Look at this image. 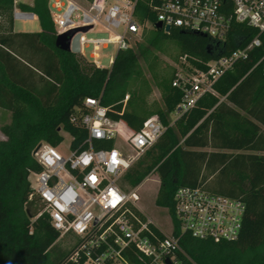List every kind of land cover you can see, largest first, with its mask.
I'll return each mask as SVG.
<instances>
[{
	"label": "trees",
	"instance_id": "16d2710c",
	"mask_svg": "<svg viewBox=\"0 0 264 264\" xmlns=\"http://www.w3.org/2000/svg\"><path fill=\"white\" fill-rule=\"evenodd\" d=\"M14 7L35 14L38 32H13ZM136 14L150 22L142 42L116 51L109 67H97L79 53L55 45V29L48 0L31 4L0 0V109L11 114L0 127V264H77L69 249L56 246L59 233L46 214L35 217V201H28L30 171L40 169L31 152L41 141L56 145L57 129L77 134L69 122L74 107L85 97L98 99L129 136L150 116L157 115L163 133L126 171L121 187L128 191L151 173L159 179L154 203L174 222L173 234L181 264H264V69H251L256 57L236 63L185 111H178L181 92L170 79L158 87L164 109L147 111L134 96L123 99L147 64L170 40L193 68H204L211 57L236 46L235 36L257 34L245 24L232 23V32L220 46L199 33L171 27L156 29L146 0H138ZM234 32V33H233ZM257 56L264 53V32ZM210 48V53L206 52ZM176 113L174 126L169 114ZM77 136V135H76ZM181 140V143H180ZM226 150L237 152H226ZM200 187L210 193L241 200L245 205L236 239L213 241L181 232L175 222L173 194L177 187ZM35 217V218H34ZM64 236V237H66ZM128 264H148L131 247ZM34 263V264H35Z\"/></svg>",
	"mask_w": 264,
	"mask_h": 264
},
{
	"label": "built area",
	"instance_id": "2783aa9c",
	"mask_svg": "<svg viewBox=\"0 0 264 264\" xmlns=\"http://www.w3.org/2000/svg\"><path fill=\"white\" fill-rule=\"evenodd\" d=\"M138 0H90L82 5L75 0H48L55 34L90 27L79 34V54L103 67L97 51L114 45L116 51L131 47L134 37L141 36L150 22L136 14ZM14 5L17 1L13 0ZM154 13L155 23L195 32L222 45L232 32V23L245 24L257 34L245 39L235 36L236 46L228 52L211 56L204 68L190 67L178 71L171 80L181 92L178 111L192 107L205 93L213 92L214 83L240 61L256 57L251 67L264 69V53L259 36L264 32V0H146ZM13 20H33L35 14L16 7ZM96 25L106 36L87 38ZM154 26V25H153ZM234 33V32H233ZM115 55V54H114ZM113 57L109 58L111 65ZM109 65V66H110ZM128 95H125L123 103ZM98 99L85 97L74 107L69 122L77 134L57 129L56 145L45 141L33 148L31 155L38 171H30L28 201H35V217L46 214L59 237L77 238L69 259L77 264H128L124 258L131 247L148 264H181L176 257L181 248L173 234L174 222L165 231L140 209L136 187L128 191L121 181L131 165L163 133L157 115L145 119L129 136L122 135L118 120ZM77 135V136H76ZM174 217L181 232L213 241L237 238L245 210L235 198L210 193L200 187L179 186L173 194ZM34 217V218H35Z\"/></svg>",
	"mask_w": 264,
	"mask_h": 264
},
{
	"label": "rangeland",
	"instance_id": "374dc122",
	"mask_svg": "<svg viewBox=\"0 0 264 264\" xmlns=\"http://www.w3.org/2000/svg\"><path fill=\"white\" fill-rule=\"evenodd\" d=\"M17 3L25 2L30 3L31 0H16ZM82 5H86L90 0H75ZM14 29L17 31H32L38 32L40 30L38 21L36 20H21L14 19ZM147 26L142 35L134 37L130 41L131 46H134L137 42H142L145 34L150 29ZM102 31L101 25H96L91 31L86 33L87 38H94L97 36H106L105 33H98ZM89 49L85 52V57L88 58ZM97 60L101 62L103 67H109V58L113 57L116 53V47L114 45H108L104 49L97 51ZM143 68L142 76L137 79L131 86L129 96H134L136 102L140 104L147 111H155L156 109H164L162 101V93L158 87V83L162 80L170 79V77L178 72L189 69L191 64L185 60V57L179 56L178 48L174 42L168 40L163 49L157 52L149 63L144 64L141 62ZM178 118V115L174 112L169 114V125L174 126V121ZM6 120V121H5ZM0 122H9L8 114L3 116L0 114ZM165 129V127L163 126ZM181 143V140H180ZM159 179L155 173H151L140 185L136 187L139 195V201L137 202L140 209L144 214L151 218L159 227L165 231L170 230L169 214L167 211L159 206H156L154 199L158 188ZM74 238V236H72ZM73 239L70 236L60 237L56 241V246L62 249H69L71 247ZM34 264L35 260H31ZM36 264V263H35Z\"/></svg>",
	"mask_w": 264,
	"mask_h": 264
},
{
	"label": "water",
	"instance_id": "95a60500",
	"mask_svg": "<svg viewBox=\"0 0 264 264\" xmlns=\"http://www.w3.org/2000/svg\"><path fill=\"white\" fill-rule=\"evenodd\" d=\"M154 27L156 29H161V23L157 22L154 24ZM90 27H81V28H76V29H71L67 32L61 33L56 35L55 37V45L64 51H70L72 53H79V44H78V37L79 34H76V32H86ZM165 32L169 31V27L165 26L163 28ZM206 52L210 53V48L206 47ZM166 264H171L168 259L165 260Z\"/></svg>",
	"mask_w": 264,
	"mask_h": 264
},
{
	"label": "crops",
	"instance_id": "0c3cea01",
	"mask_svg": "<svg viewBox=\"0 0 264 264\" xmlns=\"http://www.w3.org/2000/svg\"><path fill=\"white\" fill-rule=\"evenodd\" d=\"M20 2H21V1H20ZM31 2H32V0H31ZM31 2H30V3H27V4H31ZM22 3H25V2H22ZM33 20H36V21H37V18H35V19H33ZM38 24H39V23H38ZM39 28H40V27H39ZM13 32H29V33H32V31H17V30H15V29H14V24H13ZM0 114L2 115V117L8 114V116H9V122H10L11 114H10L9 111L0 109ZM5 121H6V120H5ZM9 122H8V123H9ZM4 124H7V123H5V122H0V127H1L2 125H4ZM4 139H5V136H4V135L1 133V131H0V141H2V140H4ZM226 152H237V151L226 150Z\"/></svg>",
	"mask_w": 264,
	"mask_h": 264
}]
</instances>
